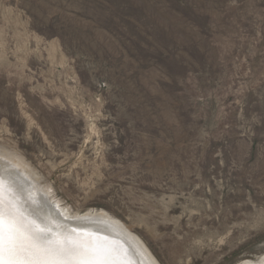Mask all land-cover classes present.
Listing matches in <instances>:
<instances>
[{"label":"rangeland","instance_id":"1","mask_svg":"<svg viewBox=\"0 0 264 264\" xmlns=\"http://www.w3.org/2000/svg\"><path fill=\"white\" fill-rule=\"evenodd\" d=\"M0 150L158 264L256 261L264 0H0Z\"/></svg>","mask_w":264,"mask_h":264},{"label":"snow or ice","instance_id":"2","mask_svg":"<svg viewBox=\"0 0 264 264\" xmlns=\"http://www.w3.org/2000/svg\"><path fill=\"white\" fill-rule=\"evenodd\" d=\"M39 214L26 215L15 188L0 176V264H131L124 249L94 242L91 233L58 220L50 227L53 218Z\"/></svg>","mask_w":264,"mask_h":264},{"label":"bare ground","instance_id":"3","mask_svg":"<svg viewBox=\"0 0 264 264\" xmlns=\"http://www.w3.org/2000/svg\"><path fill=\"white\" fill-rule=\"evenodd\" d=\"M2 155L4 154L1 153L0 156V176H3L5 181L15 188L17 202L26 215L33 209H40L41 219L45 216L53 218L48 222L50 227L54 228L55 220H58L62 226L66 224L91 233L94 242L124 249L131 264H158L144 244L122 223L104 212H88L80 216H69L65 210L49 201L46 192L39 189L31 180L29 172H26L21 163ZM237 264H264V255L259 256L256 261L248 260Z\"/></svg>","mask_w":264,"mask_h":264}]
</instances>
